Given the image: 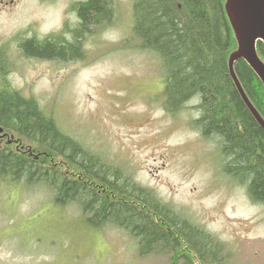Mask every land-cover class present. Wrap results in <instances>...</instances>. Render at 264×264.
<instances>
[{
    "label": "rangeland",
    "instance_id": "rangeland-1",
    "mask_svg": "<svg viewBox=\"0 0 264 264\" xmlns=\"http://www.w3.org/2000/svg\"><path fill=\"white\" fill-rule=\"evenodd\" d=\"M70 1L0 7V59L9 84L35 98L61 130L128 168L136 182L206 231L215 253L203 264H264V202L252 201L246 184L223 171L217 140L192 127L197 98L176 113L164 108L163 70L154 53L138 46L133 0H111L110 19L83 31L73 60L22 52L21 41L31 37L73 40L79 22ZM20 139L0 131V144L33 148ZM179 257L141 254L137 240L115 226L87 227L75 204L51 206L45 186L0 183V264H192Z\"/></svg>",
    "mask_w": 264,
    "mask_h": 264
},
{
    "label": "trees",
    "instance_id": "trees-1",
    "mask_svg": "<svg viewBox=\"0 0 264 264\" xmlns=\"http://www.w3.org/2000/svg\"><path fill=\"white\" fill-rule=\"evenodd\" d=\"M223 1L133 0V33L140 49L159 59L164 108L176 113L188 100L197 98L199 116L192 127L204 138L217 140L223 171L246 184L252 201L264 202V129L245 105L228 71V56L236 48V40ZM75 9L79 25L72 41L57 36L31 37L21 41L22 52L37 59L69 61L79 57L83 31L109 20L112 5L111 0H87ZM256 50L264 60L263 42L257 41ZM4 65L0 59V126L33 148L22 146V152L10 148L9 141L0 144V183L47 187L51 206L61 209L72 203L87 227L125 230L137 240L141 254L172 251L188 263L203 264L215 253L206 231L136 182L128 168L109 162L61 130L35 98L12 87ZM233 68L264 119L262 82L243 59L236 60ZM54 157L58 164L51 161ZM176 259L173 255L172 260Z\"/></svg>",
    "mask_w": 264,
    "mask_h": 264
},
{
    "label": "water",
    "instance_id": "water-1",
    "mask_svg": "<svg viewBox=\"0 0 264 264\" xmlns=\"http://www.w3.org/2000/svg\"><path fill=\"white\" fill-rule=\"evenodd\" d=\"M224 10L237 42L228 57L229 74L245 105L264 129L263 118L247 98L233 68L236 60L243 59L264 86V62L256 51V42L264 43V0H225Z\"/></svg>",
    "mask_w": 264,
    "mask_h": 264
},
{
    "label": "flooded vegetation",
    "instance_id": "flooded-vegetation-1",
    "mask_svg": "<svg viewBox=\"0 0 264 264\" xmlns=\"http://www.w3.org/2000/svg\"><path fill=\"white\" fill-rule=\"evenodd\" d=\"M15 0H0V7L1 6H5L8 5L10 3H13ZM87 0H71L68 7L71 9V11H74V14H76L78 22H79V18H78V14L75 8H77L78 5H80L81 3L86 2Z\"/></svg>",
    "mask_w": 264,
    "mask_h": 264
}]
</instances>
